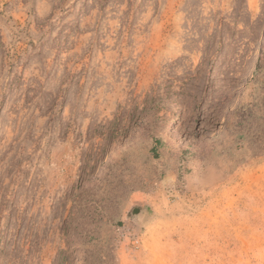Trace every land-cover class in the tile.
<instances>
[{"label":"rangeland","instance_id":"rangeland-1","mask_svg":"<svg viewBox=\"0 0 264 264\" xmlns=\"http://www.w3.org/2000/svg\"><path fill=\"white\" fill-rule=\"evenodd\" d=\"M0 264H264V0H0Z\"/></svg>","mask_w":264,"mask_h":264}]
</instances>
